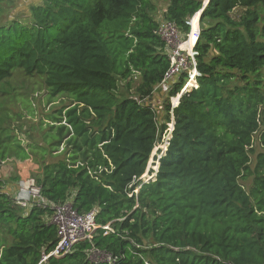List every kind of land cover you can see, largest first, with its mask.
Here are the masks:
<instances>
[{
    "label": "trees",
    "instance_id": "16d2710c",
    "mask_svg": "<svg viewBox=\"0 0 264 264\" xmlns=\"http://www.w3.org/2000/svg\"><path fill=\"white\" fill-rule=\"evenodd\" d=\"M202 2L168 0L157 18L150 0H39L26 21L0 24V85L19 69L71 101L45 135L55 151L65 144L63 156L43 163L34 183L79 213L98 208L91 242L39 263L57 242L51 209L21 208L6 192L16 183L0 179V264H109L91 260L93 248L118 256L110 264H264V150L254 148L255 135L264 145V0L204 7L196 86L172 109L154 178H142L183 84L153 111L169 64L159 20L186 36Z\"/></svg>",
    "mask_w": 264,
    "mask_h": 264
},
{
    "label": "rangeland",
    "instance_id": "374dc122",
    "mask_svg": "<svg viewBox=\"0 0 264 264\" xmlns=\"http://www.w3.org/2000/svg\"><path fill=\"white\" fill-rule=\"evenodd\" d=\"M150 1L154 2L155 15L160 18L168 0ZM23 3L19 5L17 0H0V24L11 19L26 21L30 2ZM241 12V8H236L232 15L236 17ZM196 23L197 17L194 18V24ZM168 96L169 93L163 95L165 101ZM170 99L169 97V101ZM70 104V99L63 95L51 98L42 77L26 76L19 69L0 85V179L6 186L13 183L17 185L19 182L34 183L43 163L54 161L56 156H63L60 151L65 144L57 147V152L53 146L48 145L52 137L48 135L45 138V135L55 131L51 126L64 123V118L61 122H56L51 116L59 117L57 110ZM157 147L158 145L153 149L149 163L154 159ZM254 148L257 152L264 150V145L256 135ZM253 160L254 154L251 156V165ZM240 181L247 189L251 179Z\"/></svg>",
    "mask_w": 264,
    "mask_h": 264
},
{
    "label": "built area",
    "instance_id": "2783aa9c",
    "mask_svg": "<svg viewBox=\"0 0 264 264\" xmlns=\"http://www.w3.org/2000/svg\"><path fill=\"white\" fill-rule=\"evenodd\" d=\"M199 11L186 21L190 27L186 36H182L177 26L169 20L160 19L157 27V34L165 43L169 64L161 80L153 87L152 96L149 98L152 101L151 105L154 102L159 105L164 100L163 95H167L174 84H176L181 77L183 78V84L179 92L175 96L170 97L172 99H170L171 121L167 123L168 127L163 135V142L158 145L155 151L156 153L158 149L160 150L158 156H160L166 148V139L173 128L172 109L178 105L179 98L183 91L192 86H196L195 77L199 73L196 68L197 52L195 50V45L200 36L198 20ZM195 16L197 17L196 24H194ZM152 107L154 109L153 111L159 114L157 107L155 105H152ZM153 161L154 160L150 161L147 171L142 178H154L158 161L155 160L154 163H152ZM149 169H152L151 175H148ZM6 192L10 194L13 201L23 209H29L32 206L51 209L49 222L56 227L57 242L48 253H43L41 255L39 263L45 261L50 256L60 257L72 252L74 246L80 241L91 242L93 233L98 227L95 220L98 211L97 207L87 212L79 213L73 208L70 201L57 204L48 200L42 195L40 186L34 183L19 182L12 192ZM134 192H137V189H135ZM102 227L104 229V234L113 231L109 223ZM89 257L95 262L103 261L109 264L114 263L118 259V256L100 252L95 248L90 250ZM146 264L148 263L146 262Z\"/></svg>",
    "mask_w": 264,
    "mask_h": 264
},
{
    "label": "crops",
    "instance_id": "0c3cea01",
    "mask_svg": "<svg viewBox=\"0 0 264 264\" xmlns=\"http://www.w3.org/2000/svg\"><path fill=\"white\" fill-rule=\"evenodd\" d=\"M28 1L30 2V4H33V3H37L39 0H17V4L22 5V4H24L23 2L26 3ZM27 10H28V8H27ZM28 13H29V11H28Z\"/></svg>",
    "mask_w": 264,
    "mask_h": 264
},
{
    "label": "water",
    "instance_id": "95a60500",
    "mask_svg": "<svg viewBox=\"0 0 264 264\" xmlns=\"http://www.w3.org/2000/svg\"><path fill=\"white\" fill-rule=\"evenodd\" d=\"M208 2H209V0H206V1L202 2V7H201V9H200V11H199V13H198V20H199V18H200V15H201V13H202L204 7L207 5Z\"/></svg>",
    "mask_w": 264,
    "mask_h": 264
},
{
    "label": "bare ground",
    "instance_id": "6f19581e",
    "mask_svg": "<svg viewBox=\"0 0 264 264\" xmlns=\"http://www.w3.org/2000/svg\"><path fill=\"white\" fill-rule=\"evenodd\" d=\"M196 18V17H195Z\"/></svg>",
    "mask_w": 264,
    "mask_h": 264
}]
</instances>
